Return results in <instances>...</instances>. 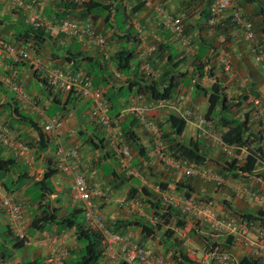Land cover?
<instances>
[{"label": "crops", "instance_id": "1", "mask_svg": "<svg viewBox=\"0 0 264 264\" xmlns=\"http://www.w3.org/2000/svg\"><path fill=\"white\" fill-rule=\"evenodd\" d=\"M101 1L117 8L116 12L113 9L112 14L109 15L110 21L105 16H102L94 24L97 28L96 30L99 31L97 32L107 37L105 46L94 45L84 38L66 37L59 32L58 25H51L47 29L51 36L39 51H33L29 48V45L17 41L16 36L18 33L31 27L27 21L28 14H42V10L45 13L47 7H51L52 12L53 4L45 0H29L28 2L34 6L30 12L23 9H14L12 0H0V38L15 46L23 47L26 53L30 55L31 61H38L47 68L73 71L75 66L80 64V69H85L89 72L93 71L95 77L104 75L107 79L102 80V89L106 92H111V94H120V97H125L128 94L125 82L128 76L114 70L111 58L120 50L128 49L137 54L147 46H157L160 41L166 43L167 39H164V35L158 28L160 18L151 10L145 9L143 6L139 7V5H143L140 0ZM157 1L174 17L181 19L186 31L185 37L192 40H196L199 37L200 24L202 25L205 22V19L200 16L201 9L206 4L205 0ZM236 2H238L237 4L241 7L244 15L251 18L254 25L260 23L263 15H255V11L259 10L260 5L264 4V0H236ZM126 3H129L128 6L132 5L134 7L131 13L122 9V6L124 7ZM119 16L122 21L121 26L116 20ZM44 18L46 20L49 19L47 23L50 24L51 22L49 21L52 20V14L50 18H46L45 15ZM129 33L134 37V40L128 39L127 34ZM201 33L203 40L211 41L210 33L205 34L204 31H201ZM227 35L231 38L230 49L237 58L239 65H241V70L246 71L247 69L244 66L245 61H243L246 58L250 59V64L256 66V69H264L262 65L253 62L245 47L246 44L238 33L232 31L227 32ZM234 36L237 37L235 38ZM169 41L171 40L169 39ZM240 42H242L240 44L243 46L242 48L236 46ZM170 43L171 56L184 57L185 59L180 71H187L184 81L178 87L177 95H181L185 99V102H183L184 108L192 110L197 116L204 115L207 109L206 99L193 89V85L197 81L194 74L195 66L193 61L199 50L193 43L190 48L181 45L177 41H171ZM132 44L135 45V48H132ZM218 51L219 49L212 48V56ZM77 53H80V55ZM245 54H248V57ZM210 55V52H208L207 56ZM68 57L71 61L67 60ZM79 57L81 58L78 59ZM86 57L91 60H85ZM215 59H213L215 61L214 64L216 63L219 67L218 57ZM136 62L137 56L132 66H135ZM209 67L210 65L205 66L203 71L206 72ZM7 78L18 83L28 94L26 101L19 100L14 93L9 91L4 84ZM209 81H205L204 84H209ZM134 91L135 89L132 88L129 92L131 95L127 98L128 106L131 104ZM120 101L123 102V100ZM90 108L91 103L88 100L73 94L52 90L45 78L38 71H35L29 60L13 62L12 59L0 53V125L5 126L15 135L16 139L27 145V147L29 146L28 158L30 160L28 166L25 164L24 157H16L9 148L0 143V157L14 159L20 165L18 170L12 173L9 172L6 175H0V184H7L6 188H3L0 192V250L9 255L1 264H48V259L53 254L57 255L61 249L68 251L66 264H73L80 248L74 238L73 229L61 230L57 225H47L43 230L39 231L34 230L31 226L35 216L39 213L37 204L33 202L39 194V186H36V183L43 179L45 173L55 172L47 180V188H51L52 193L43 192L44 195L46 194L44 201L48 202L52 209L56 208L57 213L61 216L69 215L73 208L80 207L79 204L74 203L71 199V177L63 173L59 167L57 168L58 149L68 151L72 148H77L79 150L80 159L78 165L81 172L85 173L89 179L91 187L100 192V195L93 199V203L108 227L116 223V221L146 220L145 208L147 206L144 205V203L146 204L145 201H151L156 195L159 205L162 197L166 194H178L174 189L177 182H183L187 185L185 189L190 191L191 198L210 202L214 211L220 215L234 213L256 214L259 209L264 211V206L252 203L243 194L244 188L255 192H264V164L262 162H258L255 172L251 176L246 178L240 176L237 180L230 179L228 184L217 188L214 181L207 180V177L213 174L212 170L214 169L210 164L197 166L199 173L186 178L178 170L174 171L161 164L154 155L150 136L148 133H144L143 130L141 131V129H136L135 133L144 147L146 155L144 158H140L136 153H133L130 168L133 171L138 170L137 168L139 167L143 168L142 172L145 175L148 173L149 176L116 179L117 175H122L118 159L111 157L106 159L102 151L94 149V145H99L98 138L102 134V129L92 118ZM121 113H123L121 114L122 117L128 115L126 111ZM167 115L168 111L156 109L148 111V116L156 123L165 121ZM55 117L62 119L63 129L57 136L46 135L42 131L43 126L47 121ZM252 120L254 132H259L262 136L263 156L260 157H264V120H256L254 117ZM197 131L194 122L188 123L178 141L188 143L191 140H195ZM39 134H43L46 137L48 148L45 151L39 152V150H36L39 145ZM204 151H207L208 157L215 158L217 156V151L215 152L214 149L208 148V150ZM23 169L26 170L27 177L22 179L20 174ZM56 169L59 170L56 171ZM154 182L158 183V188L154 185ZM162 184L164 186L167 185V190L159 188ZM9 187L10 189L8 190ZM142 187H146L145 189L148 193L142 191ZM149 194L150 196H148ZM6 195L13 196L24 209L27 239L20 245L16 244L17 239L14 237L11 226L2 211L1 199ZM129 195H134L136 200H141L140 202L143 200V204L120 207L119 202L129 198ZM223 201L231 203L229 208L223 206ZM126 234L129 235L130 240L135 244H146L147 242V245L154 249L157 246L154 241L145 240L143 235H141L140 228L131 227ZM188 240L190 246L194 247L192 239ZM224 240L226 239L220 238L219 242L223 243ZM194 248L196 249V247ZM115 250L119 251L120 248L115 247ZM157 250L158 253L163 254L162 243L158 242ZM239 252V247L232 248L235 258H238ZM242 253L248 255L246 252ZM194 258L196 261H200L203 257L198 259V254H196ZM121 262L122 260L119 257L112 261L104 259L101 264H121Z\"/></svg>", "mask_w": 264, "mask_h": 264}, {"label": "trees", "instance_id": "2", "mask_svg": "<svg viewBox=\"0 0 264 264\" xmlns=\"http://www.w3.org/2000/svg\"><path fill=\"white\" fill-rule=\"evenodd\" d=\"M22 1L24 3H28L29 0ZM205 1L206 4L201 9L200 13V16L205 19V22H203L202 25L200 24V29L198 30L199 37L196 40H192L190 38L185 37L186 31L184 25L181 19L178 17L183 27V36L190 41L191 46L193 43L199 50L197 56L194 57L193 61L195 66L194 74L197 78L196 83L193 85V89L195 90V92L203 96L207 102V109L205 111V114L200 115L203 121V125L200 128L197 127V138L195 140H191L188 143L178 141V139L182 136L186 125L188 124L181 118L182 111L187 110L192 112V110L184 108L183 102H185V99L181 95H177L178 87L184 81V78L187 75V71H180V67L185 62L184 57L178 58V56H171L172 51L170 50L171 47L169 44H171V41L179 42V40L176 39V37L166 28L165 17L167 15H169L170 17L174 16L159 3L158 5L161 7V9L164 10L165 14L160 15L157 14L153 9L144 7L145 9L154 12L155 15L160 18L158 21V28L164 35V39H167L166 43L160 41L157 46H155V49L151 53H149L145 59V62L148 64L149 69L151 70V74L146 73L142 69L143 62L140 61L139 53L135 54L133 51H130L128 49L120 50L114 55L113 58H111L114 70L120 74L128 76L126 77L125 81L126 90L128 93L127 96L120 97V94L114 95L111 94V92L109 91H104L101 87V82L102 80L107 78L104 75H101L100 77H95L93 71L89 72L85 69H80V64L75 66V69L72 71H83L86 79L90 81L92 87H94L95 89L99 88L104 92V99L109 105L108 115L110 116V119L115 122L113 125L110 126L109 129H107L106 127H102L97 123L102 129V134L98 138L99 145H94V149L102 151L104 153V158L106 159L109 157L118 159L120 165L121 158L123 156L120 153L119 149L120 147H126L128 149L130 156L128 160L129 163L125 167L122 165L120 166L122 170V175H117L116 179L123 177L129 179L133 178L134 176H140L144 178L146 176H149L148 173L145 175V173L142 172L143 168L140 167L137 168L138 170H135L137 175L127 176L126 171L128 169H131L130 162L132 160L133 153H136L140 158H144L146 155L144 147L139 142V138L135 133L136 129H141V131L143 130L144 133H148V135L150 136L149 138L151 141V145L153 144V152L155 151L154 138L151 133V130L148 129V127H146L144 124H141L131 112L132 108L148 106L154 101L171 100L175 102L178 100V106L176 108L177 110L175 108L156 109L168 111V115L165 118V121H158L156 123L152 118L148 116V111L154 109H148L147 116L153 122L155 128H157L158 130L163 145L162 151L164 153V158L169 159V161H178L179 167L174 168L173 166L167 164L160 158H158V161L174 171L178 170L182 173L183 177H189L185 175L183 170L184 168H187L192 164L196 167L204 164H210L214 169L212 170L213 174H210L211 177L209 179L207 178V180L214 181L217 188H219L223 185L228 184V182H230V179L237 180L240 176L244 178L251 176L255 172L258 162L263 163L264 157H260L263 156V150L261 146L262 136L259 132H254L252 128V118L254 117L256 120H258V118L255 117L253 107L248 102L251 97H263L257 91L255 85L251 82H247L245 86L243 85L244 87L242 86L248 91L242 90V93H240L241 95L239 94L238 96L236 93L239 91L236 89L239 88V84L237 83L235 85L234 83H229L228 81L225 82V80H222V77L220 76L219 72L220 70H222L223 72L225 71L220 66L219 69L216 63L214 64V62L217 60L214 58V61L212 59L213 56H207L208 52H210V54H213V52H211V49L214 47H212L211 41L203 40V37L201 35V31H204L205 34L209 33V28L206 25V20L209 18V6L211 0ZM46 2L53 4V10L51 12L52 8L47 7L45 13H43V10L42 14L38 13L42 26L38 28H34L31 26L30 28H27L26 30L18 33V35L16 36L17 41L29 45V48L33 51H39L43 48V45L48 41L51 36L50 32L47 31V29L50 28L51 25H58L59 32L62 35L69 37L62 33V31L60 30V25L63 21L70 20L92 24L95 33L103 37L107 43V37L99 34V31L96 30L97 28L94 24L102 16H105L106 19L108 18V20L110 21L109 15L112 14L113 9L116 12L117 8L113 7L112 5L104 4V2H102L101 0H46ZM128 4L129 3H126L124 7L122 6V9H124L128 13H131L134 10V7H132V5L128 6ZM140 6L142 7L143 5H139V7ZM260 6L261 7H259V10L255 11V15H263L261 19L262 21L260 20V23H256V25H254L251 18H248L245 15L244 17L252 23L256 38L258 36L257 43L264 48V6ZM50 13L52 14V20L49 21L51 22L49 24L47 23L49 19L46 20L44 18V15L46 18H50ZM212 29L214 36L222 37L224 42L230 41L231 39L227 35V32L235 31L228 17L223 18L222 21ZM127 36L128 39L134 40V37L130 33L127 34ZM169 39L171 41H169ZM245 47L247 49L246 45ZM228 51L229 53H233L231 52V49H228ZM77 54L80 55V53ZM136 56V65L132 66L133 62L136 59ZM80 58L81 57H79L78 59ZM203 59L204 61H202ZM67 60L71 61L69 57L67 58ZM85 60L91 59L89 57H86ZM209 65L210 67L207 69V71H203V68ZM103 68L105 69L104 66ZM210 79L212 80V82L205 85L204 82ZM48 86L52 90H55L50 85ZM132 88H134L135 91L133 93V98L131 99V104L128 106L129 103L127 98L129 97V95H131L129 92ZM120 100H123V102H121ZM245 102H247L246 110H244L245 107L243 108ZM122 111H126L128 115L122 117ZM92 118L94 119V121H96L94 117ZM62 129L63 126L61 128V131ZM113 130L116 131L118 134L117 139L114 141L109 139V136L112 134ZM43 133L45 132L43 131ZM45 134L55 136L54 134ZM47 148L48 145L46 137L43 134H39V145L36 150H39L40 152L45 151ZM208 148L214 149L215 152L217 151V156L215 158L208 157L207 151H204L208 150ZM72 149L76 150L78 157L77 160H79V150L77 148ZM23 159H25V164L28 165L30 162L29 158L27 159L26 157H24ZM18 167H20V165H18V162H16V160L4 159L0 157V175H6L9 172L12 173L15 170H18ZM78 168L81 172L79 165ZM58 170L59 169H56V171ZM25 171L26 170L23 169L20 174V178L23 179L27 177ZM54 173V171L53 173H45L43 179L36 183V186H39V194L36 196V199H34L33 202L37 204V207L39 208V213L35 216L33 222L31 223L32 228L34 230L41 231L47 225H57L60 227L61 230L73 229L74 238L76 242L80 245L79 251L73 261V264H101L104 259L107 261L114 260L105 256V249L102 245V235L99 233V231L93 229L87 224L84 219V211L81 206L73 208L71 214L69 215L60 216L57 213L56 208L52 209L49 203L44 201V196L46 194L44 195L43 192H47L48 194L52 193V189L47 188V180ZM214 177L224 179L226 183L218 185L217 182L213 179ZM86 180L89 183V179L87 178V176ZM154 185L158 188V183L154 182ZM2 186L3 188H6L7 184L5 185V183H2ZM163 186L164 184L160 185L159 188L167 190V185L164 187ZM186 187L187 185L183 182H177L174 186V189L177 191L178 194L173 193V195H177L178 197L191 198L190 191L188 189L186 190ZM145 188L146 187H142L141 190L148 193ZM9 189L10 187L8 188V190ZM248 190L250 192H255L254 190ZM148 196H150V194ZM94 198H92V203ZM248 200L257 205L264 206L263 204L254 202L249 197ZM140 201L136 200L134 198V195H129V198L120 201L119 204L120 207L123 208L125 207L123 203H127L126 206H130V204L142 205V202L144 201ZM145 202L146 204L144 203V205L147 206L145 208L146 220L136 219L131 222L116 221V223L108 227L107 225H105L102 217V221L106 229L113 234L128 235L126 233L129 228H140L141 235H143L146 241H154L157 246L158 242L162 243L163 254L157 253V246L155 247V249L152 247L150 248L149 245H147V242L146 244L138 243V245L147 249L152 255L164 257L168 260L169 264H199L196 259L192 260L189 257L188 251L186 252L187 248L186 246H184V239H192L193 241L194 237L199 234L200 236H203V239L206 240V246L203 247V251L205 253L210 250H219L230 254L231 259L233 260L231 262L216 261L213 264H264L263 257H259L253 252L250 255H245L240 251L239 253L241 255L238 256V258H235L232 253V248L243 246L240 244H235L233 237L223 238L226 240H224L223 243L219 242L220 238L214 236L211 237L210 234H207L206 231H204V229H206L205 226H202L199 221L193 220L192 218L185 216L181 213L178 208L173 206H167L163 203L162 200L158 205V197L156 195L152 198L151 201ZM230 205V202L223 201V206L229 208ZM93 208L94 213H99L98 210L95 208L94 203ZM216 214L220 218L225 217L234 220L245 221L247 223H253L257 228L264 229V211H262L261 209H259L256 214L234 213L220 215L218 214V212H216ZM149 218L157 219V223L155 225H152L148 221ZM178 230H181L184 236H180L177 233ZM14 237L17 239V245L23 244V242L27 239L26 232L22 239H19L15 235ZM65 252L66 256L62 259V264H66V259L68 258V251L65 250ZM0 257L4 262V259L8 258L9 255L5 254V252L3 253L2 250H0ZM119 257L122 260L121 264H127L124 261L121 252L120 255L116 258L118 259Z\"/></svg>", "mask_w": 264, "mask_h": 264}, {"label": "built area", "instance_id": "3", "mask_svg": "<svg viewBox=\"0 0 264 264\" xmlns=\"http://www.w3.org/2000/svg\"><path fill=\"white\" fill-rule=\"evenodd\" d=\"M46 1V0H45ZM143 7L153 9L157 14H165L164 10L158 5L157 0H140ZM14 9H23L27 12L32 11L33 7L30 2L24 3L22 0H12ZM34 11H36L34 9ZM224 17H228L233 29L241 36V39L247 46V51L251 56L253 62L264 66V48L257 43V38L252 27V23L244 17V13L241 7L235 2V0H211L209 6V18L206 20V25L209 28V33L213 34V27L222 21ZM165 26L171 32L176 39L183 45L188 47L190 42L183 36V27L178 17H165ZM28 20L30 26L38 28L42 26L38 13L28 14ZM60 30L70 38H85L88 42L97 45L104 46L106 41L103 37L95 33L92 24L83 23L80 21H63L60 25ZM219 42H224L223 38H220ZM155 49L154 46H147L145 49L139 52L140 61L143 62L142 69L151 74L148 64L145 59L149 53ZM0 53L12 59L13 62L30 61L35 71H38L50 85L56 91L71 93L84 100H89L91 103L90 114L96 119V122L107 129L110 128L115 122L110 119L109 105L104 99L103 91L99 88L95 89L90 84V81L86 79L83 71H65L59 68H47L38 61H31L30 55L26 53V50L19 46L14 45L6 40L0 39ZM218 59L220 67L225 71L231 70V56L225 52V50H219ZM4 84L8 89L14 93V95L21 101L28 99V94L22 89V87L7 78ZM253 107L255 117L259 120H264V102L260 97H251L248 101ZM181 104V103H180ZM178 100H164L154 101L148 106L132 108V114L139 120L141 124H144L154 138V154L157 158L162 159L167 164H170L174 168L179 167V162L169 161L164 158L162 151V141L155 128L153 122L147 116L148 109H164V108H177ZM177 110V109H176ZM181 118L186 123H195V126L200 128L203 125L201 116H197L193 111H182ZM63 123L60 118H52L47 121L43 126V131L48 134L58 135L60 134ZM117 132L113 130L109 139L116 140ZM5 126L0 125V143L5 145L14 155L18 158H28L29 148L21 141L14 137ZM120 153L122 154L121 165L124 167L128 165L129 152L126 147H120ZM58 167L67 176L71 177L70 192L73 202L79 203L84 211V219L87 224L99 231L102 235V245L105 249V256L110 259H115L122 254L124 261L127 264H169L168 260L164 257L152 255L147 249L133 243L128 235L113 234L110 233L103 221L102 216L99 213H94L92 198L99 196L100 192L94 190L86 180L85 173H81L78 168V157L75 149L68 151L58 149ZM264 164V161H263ZM186 176H193L199 173V169L195 165H190L184 168ZM127 176L137 175V173L131 169L126 171ZM209 175L207 178L209 179ZM218 185L226 183L224 179L213 178ZM3 190L2 184H0V192ZM243 194L249 197L254 202L264 204V192H250L247 188H244ZM162 201L167 206H173L178 208L182 214L199 221L202 226L208 228L211 237L227 238L233 237L235 244H240L244 248L250 249L255 255L263 257L264 259V229L257 228L253 223H247L245 221L234 220L231 218H220L210 202H204L192 198L178 197L173 194H166L162 197ZM125 206L127 203H123ZM134 205V204H130ZM2 211L6 216V219L11 226V229L16 237L22 239L26 232V225L24 222V209L21 204L15 201L11 195H6L1 199ZM148 221L155 225L157 219L149 218ZM177 233L180 236H184L181 230ZM184 246L188 249V255L191 259H195L197 254L196 249L191 247L188 239H184ZM115 247H119L120 250H115ZM66 256V252L63 250L58 251V254H53L49 259L50 264H62V259ZM216 261L231 262V255L227 252L219 250L207 251L203 258L198 261L199 264H213ZM3 263L0 257V264Z\"/></svg>", "mask_w": 264, "mask_h": 264}, {"label": "rangeland", "instance_id": "4", "mask_svg": "<svg viewBox=\"0 0 264 264\" xmlns=\"http://www.w3.org/2000/svg\"><path fill=\"white\" fill-rule=\"evenodd\" d=\"M236 3H238V2H236ZM262 6H264V4H262ZM116 20H117V22H119V25L121 26V22L122 21H121L120 16L118 18H116ZM27 21L29 23L28 18H27ZM210 37H212L211 38L212 47H214L216 49H219V50L221 49L223 51L226 50L227 52L226 51L225 52L228 53L231 56V71L226 73V72H223L222 70H220V72H219L220 76L222 77V80H225V82L228 81L229 83H234L235 85L238 83L239 84V88L236 89V90L239 91V92L236 93L238 96H239L240 93H242V90H246L243 87L245 86V84H247V82L253 83L255 85L257 91L263 97L262 100L264 102V86H263L264 85V69L263 70L256 69V66H252V64H250V59L246 58L243 61H245L244 66L247 69H246V71L241 70L240 69L241 65H239V63L237 61V58L233 55V53H229V51H228V49H230L229 46H230V44H232V42L225 41L224 43L221 44L219 42V40L222 37H215L214 34H211ZM257 38H258V36H257ZM240 44H242V42H240L236 46H240L242 48L243 46L240 45ZM263 46H264V43H263ZM133 47L135 48L134 44H132V48ZM218 54H219V51L216 52V54L213 57H212V54H211L212 59L217 58ZM245 55L248 57V54H245ZM211 81L212 80L210 79L209 83ZM246 91H248V90H246ZM244 107H247V102H245V104L243 105V108ZM204 231L209 233V230H208L207 227H206V229H204ZM205 241L206 240L203 239V236H200V234L197 235L196 237H194V239H193L192 245L194 247H196V253L198 254V259H201L204 256V254H205V252L203 251V247L206 246ZM239 249H240L241 252H246L249 255L252 253L251 250L247 249V248L239 247ZM61 250L65 251L66 249H61ZM156 251L158 253L157 249H156ZM238 256H240V254Z\"/></svg>", "mask_w": 264, "mask_h": 264}, {"label": "clouds", "instance_id": "5", "mask_svg": "<svg viewBox=\"0 0 264 264\" xmlns=\"http://www.w3.org/2000/svg\"><path fill=\"white\" fill-rule=\"evenodd\" d=\"M189 42H190V41H189ZM180 44H181V43H180ZM181 45H182V44H181ZM185 47H186V46H185ZM188 47L190 48V47H191V44H190ZM188 47H187V48H188Z\"/></svg>", "mask_w": 264, "mask_h": 264}]
</instances>
